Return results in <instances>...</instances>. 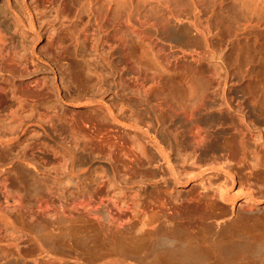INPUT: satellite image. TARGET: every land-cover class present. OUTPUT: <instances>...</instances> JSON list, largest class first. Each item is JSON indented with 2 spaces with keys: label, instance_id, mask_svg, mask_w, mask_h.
<instances>
[{
  "label": "bare ground",
  "instance_id": "obj_1",
  "mask_svg": "<svg viewBox=\"0 0 264 264\" xmlns=\"http://www.w3.org/2000/svg\"><path fill=\"white\" fill-rule=\"evenodd\" d=\"M188 1L193 13L185 20H188L199 34L204 36L211 34V25L214 22L226 27L235 25L242 30L244 39L231 40L226 51L215 56L209 55L210 42L205 37L208 48L201 47L194 50L195 55L191 59L193 62L187 60L188 62L185 63V60L182 61V56L185 58L184 53L181 56L182 59L177 55L179 52H174L175 56L171 55L172 52L169 54L170 45H167L169 52H165L164 42L158 37L159 33L157 34L158 31L161 33L166 30L170 17L182 20L180 14L176 12V7L182 2L181 0H3L0 3V24L13 26L14 33L18 36L19 49L22 51L14 61L5 62L0 66V99L9 96L14 107L10 105L7 117L16 122V127L21 130L19 137L18 135L13 137L15 140L12 141L18 142L21 147L18 146L21 150L19 151L22 156L21 162L15 167L16 171H19L17 172L19 174H16L19 175L20 181L24 178L26 181L31 179L34 183L36 173L41 169L38 166H42L37 165V159L35 160L34 154H31L35 148H38L39 153L43 150L40 147L41 151H39L40 148L36 147L37 137L32 128L39 127L41 123L45 128L46 121L54 125L52 123L57 118L61 119L66 115L62 110L63 117L59 114L56 116L53 112L55 107L51 104L48 107H54L52 110L54 114H50V107L48 108L50 112L46 110L47 104L44 105V103L45 109L41 107L42 110L37 102L45 101L46 98L34 100L32 98L34 92L31 93L32 91L30 92L28 88L14 85L15 77L35 71L41 62L42 66L48 67L53 74L50 83L40 88L42 96L47 94L48 100L52 97L49 96L50 93L52 95L55 93L59 100L64 98L63 89L69 83L70 76H75V80H71L76 82V87L81 92L84 89L87 91L92 89V96L85 93L90 95V98H85L87 97H84L85 94L82 96L79 93L78 100H73L71 103L73 106L86 107L87 115L83 111L82 114L85 113L86 116L77 115L80 117L77 118V113L74 116L73 112H70L69 119L66 120L67 117H65L64 121L68 123L71 120L72 124L76 121L82 122L81 125L84 124L83 127H86L83 131L88 134V138L85 139L86 136L84 139L90 146L94 142L93 137L96 136L97 141L100 134L107 135L103 140L110 143V146L104 143L109 150L103 149L102 152L106 153L101 155L108 159L107 170L110 165L113 174L108 176L109 172H105L106 169L102 170L104 173L97 172L98 175L101 172L98 179L95 178L96 176L93 178L97 179V185L95 182L92 186L98 188L99 184L96 190L107 195L104 193L102 195L108 201L107 207L115 208L113 211L117 209L124 211L128 213L127 215L132 214L131 217L122 216L124 219H120L121 221L118 220L121 217L115 220V216L107 213L108 208L105 209L103 206L102 203L105 205V202H99L96 195L98 191H94L91 186L93 182L84 180L86 195L81 197L83 198L81 205L88 213H92L96 222L105 220L108 228L109 224L106 222L113 224L114 229L111 230L113 236H107L110 233L107 231H110L112 227L107 230L102 229L106 230L107 234L103 231L100 233L101 237L105 233L104 238H110V244L106 242L104 246L99 234L94 235L98 234L96 237L102 241L101 248L109 245V249L101 250L97 243L100 248L98 249L95 242V247L100 251H96V248L94 250L91 234L85 236L87 234L85 233V237L81 239L85 248L81 249L84 248V252L81 253L83 258L80 257L81 254L78 255L82 258L80 259L77 252H73L76 255H71L66 250L55 247L53 238L49 236H36L32 240L24 235L26 242L31 240L33 244L35 243L33 247L25 248L20 246V241L23 240L21 234L7 236L0 232V264H264V239H262L264 215L260 212L261 207L257 206L264 202V198L256 197L253 188L258 181H264V153L261 142L263 135L258 129L256 134L250 132L251 121L264 120V40H259V36H264V0ZM149 25L154 28L153 33L146 31V26ZM173 37L171 41L175 40V35ZM215 57H218L221 63L208 64L210 66L206 68L209 70L206 68L204 70L201 58L214 59ZM220 66H222L221 70ZM57 73H59V79ZM67 77L68 80H66ZM147 82L150 84L147 85ZM241 82L244 84L241 85ZM111 85L114 97L110 96V101L107 102V96L104 97L107 100L105 101L103 95H100L108 91ZM125 87H130L129 89L132 87L131 90L137 94H134L136 98L140 94L143 95L142 98L153 95L154 97H151L160 99L153 105L154 103L151 104L152 102L147 98L146 101L149 102L145 101V104L150 103L152 106L143 107L142 104L141 108L137 106L138 104L136 105V111H140L139 114L141 112L149 114L151 111L155 115V118L151 116L154 122L147 120L146 117L149 116L147 114H145L146 119L140 118L142 115L138 113L136 120L134 116V120L127 117L126 114L131 113L124 114L126 112L124 109L127 108L130 111L131 101L126 102L127 104L123 101L128 107L123 104L122 107L120 106V108L125 107L123 112L122 109L117 111L119 107L116 103L120 101V97L119 101L115 102V95L119 96L120 93L128 90ZM116 88L122 91L116 94ZM155 88L159 91L153 92ZM61 92L64 94L61 95ZM128 93H130L129 90ZM132 93L130 97H133ZM65 95L67 98V94ZM69 95L72 96L73 93ZM97 95L98 97H95ZM241 95H245L246 102L238 99ZM125 96L122 94V97L125 98ZM74 97L77 99L76 95ZM122 100L124 99L121 98V103ZM139 100L144 101L141 98ZM136 101L138 103V98ZM133 108L134 106L131 110ZM25 111L28 112L24 113ZM136 111L134 109L132 112L136 115ZM214 113L219 114L234 126L233 136L238 138L236 139L238 148L235 147L237 150L240 149L237 156L238 163L243 164L244 168L247 165L244 172H240L238 168H235L236 166L227 161L230 155L227 152L212 156L210 160L199 156L197 158V151L208 147V128L200 121L202 114L204 116V114L213 115ZM78 114L81 112L78 111ZM253 114L258 115L259 118H252ZM52 115H55L54 118ZM62 121L56 120V122ZM111 122L132 130L133 134L126 136L128 134L118 133L119 130L117 133L114 132L117 129L109 127ZM39 128L43 130V127ZM222 130L224 127L217 130L219 132L216 136ZM13 138L10 137L9 140ZM106 138H108L107 141ZM9 140L7 138L6 141ZM6 141L4 140V143ZM248 141H251L252 147L246 145H250ZM100 142L101 140L92 145L97 147V152H100L102 148H98ZM88 144H85L86 147L89 146ZM223 146V144L220 145L221 148H225ZM96 147L93 149L95 150ZM248 147H250L249 151H247ZM19 149L16 148L15 151ZM59 154L57 156L60 159ZM189 159L192 165L194 163L198 167L202 163L201 166L207 165L198 175L202 179L205 177L208 183L197 190L186 205H177L168 194L158 189L150 188L152 191H143V182L140 183L143 178L139 172H143L141 175L145 177L152 171V163H155V167L157 166L159 173L163 175L162 182L165 183V187H168L170 182L185 186L192 179L191 176L186 175L187 167L191 166H186V164L189 165L186 162ZM243 165H241L242 168ZM52 167L54 173L59 170L58 168L55 171L54 167L57 166ZM131 172H137L133 175H139L141 180L135 178L136 176L133 177ZM59 173L56 172L57 175ZM89 173L91 174L87 172ZM61 178L58 181L62 180ZM90 178L92 179V176ZM132 180L134 183L139 182L143 188L140 190L137 188L130 197L126 190H131L129 185H132ZM58 181L56 184H53L55 181L53 183L50 181L51 187L57 185ZM7 184L8 176L4 173V180L0 183L1 192L4 194V206L10 203L16 206L20 202L19 194L10 190ZM25 185L29 183L26 182ZM141 185L138 184L139 188ZM150 185L153 186V184ZM141 190L144 193L139 192ZM241 198L243 201L234 210V203ZM224 204H231V209L226 208ZM90 221L87 223L90 224ZM100 224L101 228L104 227L102 223ZM111 237L115 238L111 239ZM111 244L113 248L110 249Z\"/></svg>",
  "mask_w": 264,
  "mask_h": 264
},
{
  "label": "rangeland",
  "instance_id": "obj_2",
  "mask_svg": "<svg viewBox=\"0 0 264 264\" xmlns=\"http://www.w3.org/2000/svg\"><path fill=\"white\" fill-rule=\"evenodd\" d=\"M2 1L3 0H0V3ZM181 1L182 2L179 3V5L176 7V12L180 14L179 16H180V18H182V20L179 21L176 18L170 17L169 18V25H166L167 27H165L166 30H163L161 33H160V31L157 32V34L159 33L158 37L164 42L165 52L168 53L170 50L169 54L172 52L171 55L172 54L174 55L175 54L174 52H176V53L179 52L177 55L180 56V58H181L182 54L184 53L185 58L182 56V58H183V59L181 58L182 61L185 60V63L188 61H191V63H192L193 62L191 60L192 56L195 55L194 50H198L201 47H205V48L209 47V55L213 54L215 56H218L221 53L226 51L227 45L231 40H233L235 38H240L242 40L244 39L242 30L240 28L238 29L235 25H231L229 27H226L225 25L216 24L214 22H212V25H211V30H212L211 34L206 35V36L199 34L197 32V30H195L193 28V26L188 22V20H185L188 15L190 16L193 13V10L189 4V1L188 0H181ZM146 31L149 33H153L154 28L152 27V25L146 26ZM173 35H175V40L171 41V39L174 38ZM166 37H167V39H166ZM205 37H207L209 39V42H210V45L208 47L205 43ZM17 38H18V36L14 33V29H13L12 25L10 26V25L0 24V66L2 64H4L5 62L14 61V59L17 56H19L20 53L22 52L19 49V46L17 43ZM168 39H170V41ZM252 40H253V38H252ZM259 40L263 41L264 36H262V35L259 36ZM166 42H167V44H166ZM168 43H170V44H168ZM167 45L168 46L170 45V46L168 47ZM167 47L169 48V50ZM166 49H167V51H166ZM189 53H194V54H189ZM171 55H169V56H171ZM201 60L203 62L202 64L204 65V66L202 65L204 70L207 66L208 67L210 66L208 64L212 65V64L221 63V61L218 57H215L214 59L201 58ZM36 61H38V60H36ZM206 63H207V65H205ZM42 65L43 64L40 62L39 66L36 67L35 71H33L29 74H25V75L15 77L14 78V85L18 86V87H25V88L30 89L29 91L30 92L32 91L31 93L34 92V94L32 95L33 96L32 98L34 100H37V98H38V100L43 99V98H44L43 100H45V98H46V100H45L46 102L45 101L41 102V100H39V102H37V101L36 102H37V105L39 104L38 106L40 108L44 107V105L47 104V105H45V106H47L46 110H48V108L50 107V106L48 107L49 104H51V106L53 105L55 107V108L54 107L53 108L56 110V112H55V110H53L52 107H50L51 109H49V110L51 112L48 110V112H50V114H52L54 112L56 114V116L59 114L60 116L63 117V114L61 112L63 110V113L66 114L64 116L67 117V119L64 117L66 120L69 119V116L72 112H73L74 116L77 113L76 114L77 118L82 117V115H83L82 113H83V111H85L86 107L73 106V105H71V103H73V100H78L77 95H80L79 93H81L82 96L85 93L91 94L92 89L89 87L90 90L87 91L84 89L85 91L83 90L84 92L82 91L83 92L82 93L79 90V88L76 87L77 84L75 81H73L74 84H72L73 83L72 80L75 78V76H70V78L72 80L69 78L70 79L69 83H70V81L72 83H70V84L68 83L70 86L67 84L68 86L65 85V88L64 89L62 88L64 90L63 92L65 94H67V96L69 98L68 97L65 98L66 95L61 92V95L64 94V98L62 100H59V98L56 96L55 93H53V95H52V93H50L51 95L49 94V96H52V97H50L49 98L50 100H48V95L44 94L45 96H42L43 93L40 90V88L43 87V85L47 86V84L50 83L53 74L50 72L48 67H44ZM211 68H212V66H211ZM221 68H222V66H220L219 69L221 70ZM206 69L209 70V68H206ZM206 72H207V70H206ZM57 75H58L57 76V78H58L59 73H57ZM125 79H126V77H125ZM66 80H68V77L66 78ZM243 82L245 83V81H243ZM243 82H241L240 84L243 85L244 84ZM148 84H150V82L149 83L147 82V85ZM241 85H239V86H241ZM111 87H112V85H111ZM111 87L109 88L110 90L108 89V91L106 90V92L104 94L100 95V96L103 95V100H105V101L108 100L107 102L110 101L109 100L110 96L114 97V95H112V94H114L112 91L113 87H112V89H111ZM89 88H87V89H89ZM125 88L126 89L128 88L130 93H128V90H125ZM125 88L123 89L125 91H123L120 94H119V92H121L122 90H119V88H116V90H117L116 94H119V96L115 95V102H118L119 97H120V101L118 103H116V106L119 107V108H117L118 109L117 111H120L119 109H122V112H123V109L126 106L128 107V105H126V104L131 101L133 103V105H132V103L131 104L129 103L130 104L129 105L130 111L127 108L124 109V111H126V112H124V114L131 113L130 115L126 114L127 117H130V119H132V120H134L133 118L135 117V120H136V117L138 115H142V116H140V118H142V119L148 118L147 120L153 121L154 120L153 118H155V115H153L151 111H150L151 113L149 112V114L142 113V112H141V114H139L140 111L137 109L139 111V112H137L136 107L137 106L141 107L142 104H143L142 105L143 107L152 106V105H150V103H147L148 105L145 103L150 101V102H152L151 104L154 103L153 105H155L156 100L159 101L160 99L153 98L154 97L153 95L144 96V98H142L143 95L141 96L140 94H138V96H140V98L142 100L144 99V101H142L143 102L142 103L141 100H139L140 98L137 96V98H138V103H137V101H136L137 98L135 96L137 94L134 93L133 90H131L132 87H131V89H129L130 87H125ZM237 88H239V87H237ZM76 91L77 92L79 91V92L77 93ZM89 91H91V92H89ZM132 91H133V93H132ZM156 91H159V89L155 88V90L153 92H156ZM39 92H41V94ZM72 93H73V95H72ZM131 93L133 94L132 95L133 97H130ZM37 94L39 95V97H37L38 96ZM69 94H71L72 96H70ZM88 94H85L84 97L87 96L85 98H90L92 96V94H91V96ZM122 94L126 95L125 98L122 97ZM75 95H76L77 99L74 97ZM127 95H128V98H127ZM245 95H241V98H238V97L237 98L246 102ZM34 96H36L35 97L36 99L34 98ZM151 96H153V97H151ZM242 96H244L243 99H242ZM8 97L0 99V115H1L0 116V183L4 180V173H6L8 176V184L7 185L10 186V187L8 186L10 188V190H14L19 194L18 196H19L20 202L18 203L19 206L18 205H16V206L12 205L11 203L9 205L4 206V194L1 192V189H0V232L1 233L3 232L4 235L7 234V236H8V234L9 235H15V234L20 235L21 234L22 237L25 235V236H27V239L29 237V239L32 238V240H34L33 238H35L36 236H49V237L53 238L55 247H57L59 249L66 250L71 255L77 254V256L84 252L85 244L81 243V241H82L81 239H83V237H85L88 234H91L90 236H91V238H93L91 241L93 242V240H94V243H91L92 246L94 247L93 248L94 250L96 248L95 246L97 245V243H98V245H100V248H101L102 244H104V246H106L107 243H109V242L111 243L110 238L105 237V238L109 239V240H106L104 238V235H106L107 232H110L109 233L110 235L108 234L107 236H113L114 235V234L111 235V233H113V232H111V230L114 229L113 224H111V222L110 223L106 222L107 224H109L108 225L109 228L112 227V229H109L105 224V220H102V222L99 221L100 223H102V225H104V227L101 228L100 227L101 224L99 222H96V219L93 218L92 213H90V212L88 213L87 210H85L86 208H84L81 205L82 204L81 200H83V198H81V197H84L86 195V191H85L86 181L89 180L91 183L93 182L91 184V186L94 185V183L98 179L97 177H99L100 173L103 172L104 169H106L105 172L106 171L109 172V174L107 172L108 176L113 174V173H111L113 171H112V168L110 165H109V169L107 170L108 164H109L108 159L105 158L104 155H101V154L106 153L104 151L102 152L103 149L105 150V148H106V150L107 149L109 150V147L107 148L106 146H108V145L110 146V143L108 144L105 142V140H103V138L107 137V135L100 134L99 135L100 138H98L97 141L95 139L96 136H95V138L94 137L92 138L94 142H98V143L101 140L100 145H98V143H96V145L99 146L98 148L102 147L100 149V152H97V147L95 145H94V147L92 146L93 144H95L94 142L91 143L92 147L90 146V144H88L87 141H86L87 143L85 142V139L88 138V136H87L88 134L85 133L86 131H83V130H85L86 127L85 126L83 127L84 124L81 125L82 122L80 123V121H76V122L72 121L76 125V127H75V125L71 123V120L68 121V123H67L66 121H64L65 120L64 118H61V119L55 118L58 121H60V120L62 121V119H63V121L62 122H56V120H55L54 123H52L54 125H51L50 122L48 123L46 121L47 124L45 122V128L41 123L39 127H43V130H45V131H43L42 128H39L38 126H34V127L32 126L33 128L32 127L31 128L33 129V132H34V134H36L35 137H37L35 139V142H36L35 145H36V147L37 146L39 148L41 147L43 149L42 151L44 153H42L41 148L39 150V151H41L40 153L37 152L38 148L37 149L35 148L36 151L34 149V152L31 154H34L35 160L36 159L38 160V161L36 160V162H38L37 165L39 164V165H42L43 167L38 166L41 169L39 172L36 173V176H35L36 178L34 177L36 180H33L34 183L31 182V179H27L28 181H26V179L24 180V178H21L22 181H20L19 175L17 176V174H19L17 172H19V171L18 170L16 171L15 167H17L18 163L21 162L22 156H21V152H19L21 150L19 149L20 146H19L18 142L14 143L12 141L15 140L13 137H16L17 135L19 137L21 130L18 129L19 127L18 128L16 127V124H15L16 122L14 123V121L9 120V118L7 117V112L10 109L9 108L10 105H11V107L13 106V102ZM40 97H42V98H40ZM70 97H72V99H70ZM95 97H98V95ZM104 97H106V99L107 98L108 99L106 100ZM121 98L124 99V100H122V103H121ZM135 98H136V100H135ZM147 98L149 101L148 100L146 101ZM67 99H69V101ZM123 101H125V103L126 102L127 103L124 104ZM135 101H136V103L134 105ZM40 103H42V104H40ZM43 103H44V105H43ZM123 104H124V106L125 105L126 106L123 108H120V106L122 107ZM131 105L134 106V108L132 110H131V108H132ZM44 109H45V107H44ZM134 109L136 111L135 112L136 115L132 112ZM52 110H53V112H52ZM78 111H79V113L81 112V114H78ZM26 112H28V111H25L24 113H26ZM87 112H86V115H87ZM137 113H138V115H137ZM73 114L71 116H73ZM145 114H147L149 116H147L145 118ZM77 115H79L80 117H78ZM84 115H85V113H84ZM84 115H83V117H84ZM54 116L55 115H52L53 118H54ZM151 116H154V117L151 118ZM251 117L252 118H259V116L255 115V114H253ZM140 118H137V119H140ZM202 118H203V120H202ZM202 118L200 120L201 123L203 124V126H205V127L207 126V128H208L209 137H208V141H207L208 145L207 144L206 145L209 148L207 147L208 148L207 149L205 147V148L199 149L198 151L195 150V151H197V154H198V155L195 154V155H197V158L203 157L206 160H210L212 156H217L218 154H220L222 152H227V153H230V155L228 157L229 159H227V161L229 163L233 164L234 166H236L235 168H238L240 172H244L245 169H247V165H246V168H244L245 166L243 164L238 163L237 156L239 154L238 151L240 149L237 150L238 147L236 146L238 138L233 136L234 126L230 125L226 120H224L222 118V116H220L217 113H214L213 115L212 114H204V116L202 114ZM8 120H9V122H8ZM5 121H7V122H5ZM207 121L209 123H206ZM77 122H78V124H77ZM251 122L252 123L250 125L251 126L250 132H253L256 134V130L258 129L259 132L261 131L260 134H262L264 136V120H262L261 122L257 121V120L251 121ZM58 123H60V124H58ZM43 124H44V122H43ZM110 126H112V127H110ZM81 127H83L84 129ZM109 127L111 129H113V127H114L115 128L114 130L117 129L116 131L113 130L116 133L119 130L118 133H120V134H124V135L128 134L126 136H129V135L131 136L133 134L132 130H130L126 127H122V125H119V124L114 123V122H111L109 124ZM221 127H224V130H222L221 133L218 136H216V134L219 132L217 130ZM52 128H54V129H52ZM35 132H37V133H35ZM123 132H126V133H123ZM10 137L13 138L11 141L9 140ZM97 137H98V135H97ZM262 137H261V142L263 143L262 144L263 145L262 150L264 153V137L263 138ZM4 138H6V139H4ZM7 138L9 141H6ZM4 140L6 141L5 143H4ZM107 140H108V138H106V141ZM102 141H103V144L104 143L106 144V146H105V144L104 145L102 144ZM248 142H246V143H248ZM85 144H88L90 147L88 145H87L88 147H86ZM209 144H211L210 145L211 148H210ZM221 144H223L224 145L223 147H225V148H221L220 147ZM16 145H17V147H16ZM84 145H85V147H84ZM246 145L252 147L251 143H250V145L249 144H246ZM95 147H96L95 150L97 153L94 152L95 150L93 148H95ZM250 147H248L247 151L250 150L249 149ZM10 148H12V150ZM16 148L19 149V150H16L19 153L18 152L16 153V151H15ZM226 149H229V150H226ZM89 150H91L92 152ZM54 153L56 156L54 155ZM57 153L63 154V156L61 154H59V157L61 156V158L63 159V157L65 156L64 159L60 160L61 158L60 159L58 158ZM19 154H20V156H19ZM247 154L249 155V152H247ZM53 157H57L60 161L58 159L53 158ZM103 158H105V159L103 160ZM197 158H194V159H197ZM57 160L59 161V163H57L58 162ZM222 160L226 161V159H222ZM55 161H57V162H55ZM105 162L107 163V166H106ZM186 162L189 164V165L186 164V166H190V165L192 166V167L190 166L191 169H190V167H187L188 169L186 168L187 169L186 175L191 176L192 179L185 186H182V185L177 184V183L172 184L170 182L171 180H169V182H170L169 186L165 187V183L162 182L163 175L161 173H159L160 170L157 166H156L157 170L155 169L156 168L154 165L155 163L154 164L152 163V165H153L152 167L154 169V170L152 169V171H151L152 173L150 172V173H148L149 175L148 174L145 175V177L147 176L146 179H145L144 175H141V173H143V172H139V175L141 176V178H143V180L145 179L144 181L140 179L138 174H137L138 176L133 175V174H136L137 172L136 173L131 172V174L133 177L136 176L135 178H139V180H141V182H140L138 179L133 178L135 181H139L140 183L143 182L142 183V185L144 187L143 191H152L150 188H152L153 190L158 189V190L162 191L164 194H168L170 196L171 200L173 202H175L177 205L184 206L188 202H190V200L192 199V196L194 195V193L197 190L202 189L208 183L207 180H205V177H203V179H204L203 180L201 178V176L198 175V174H200V172H202L204 170V168H206V166H207L206 164L204 166H201L203 163L202 164L199 163L200 167H198V166H196L195 163L192 165L191 159H189ZM194 162H195V160H194ZM241 165H243L244 169L241 167ZM52 166H57V167H54L55 171H56V169L59 168V170L56 171L58 173L61 169H63V170H62V172L59 173V175H57L56 172L55 173L53 172L54 169ZM45 167L47 170L45 169ZM100 167H103V169L102 168L100 169ZM42 168L45 170H43ZM48 168L49 169L51 168V170H48ZM46 171H48V172H46ZM63 171H65V172H63ZM99 171H101V172L98 175L97 172H99ZM50 172L52 175L49 174ZM87 172H91V174L90 173L87 174ZM153 172H155V173L153 174ZM61 173H62V176H61ZM65 173H67V174H65ZM53 174L54 175L56 174L55 177ZM107 174L105 173V175H107ZM85 175H88L90 177L92 176V179L90 177L88 178V176L85 177ZM202 175L204 176V174H202ZM15 176H16L17 180H19L21 183L19 181L17 182ZM50 176H52L53 178H51ZM57 176H59L60 178L62 177L61 178L62 180L58 181L60 178L59 177H58L59 179L56 178ZM132 176H131V179H132ZM94 177L97 179L94 180L93 179ZM51 179H53L55 181V183H53L54 181ZM42 180H44V181L42 182ZM84 180H86V181L84 182ZM134 180H132L133 181L132 185L131 184L129 185V187H130L129 189H131V190H128V189L126 190L127 195L130 197L134 194V192H136L137 188H138L137 190H140L143 188L142 185L139 182H137L139 185H141V188H139L140 186H138L137 183H134ZM35 181H36V183H35ZM50 181L53 184H56V181H58V182H57V185H52L53 187H51ZM26 182H28L29 185H25ZM46 182L48 183V185ZM147 183H149V184H147ZM150 184H153V186ZM95 185H97V182ZM149 185H150V187H149ZM82 187H83V190H82ZM92 187L94 188V186H92ZM95 187L96 188H94V191H98L96 189L99 188V184H98V188H97V186H95ZM253 188H254L256 197L264 198V181L263 180L258 181ZM83 192H85V194ZM139 192H142V190ZM96 193H97L96 195H98V199L100 200V201L99 200H97V201H99L100 203L103 201L105 202V205H104V203H102L103 206L105 207V209L108 208V209H106V210H108L107 213L115 216L114 217L115 220L118 219L119 217H121L118 219L119 221H121L122 219H124L123 218L124 215L126 217V215L128 213H124V211H121V210L118 211V209L116 211L115 210L113 211V209H115V208L107 207L108 201L105 199V196H102L104 192L101 191V193H100V190H99ZM142 193H144V192H142ZM100 194H101V197H100ZM104 195H106V194L104 193ZM100 198H102V199H100ZM107 199H108V197H107ZM242 201H243L242 198L238 199L234 203L233 209L235 210L238 207L239 203ZM129 205H131V203ZM93 206L94 207L96 206L95 203ZM224 206L226 208H229V210L231 209V204L230 205L224 204ZM257 206L261 207L260 212L262 215H264V202L261 204H258ZM110 210H112V212ZM217 211H220V210H217ZM121 212H123V213H121ZM111 215H109V216H111ZM131 215L132 214L127 215V217H129V216L131 217ZM88 216H90V217H88ZM89 218L91 219V221ZM86 220H88V221H86ZM89 221H90V224L87 223ZM103 222H104V224H103ZM102 229L103 230L109 229L110 231L105 232L106 230L103 231ZM102 231L106 233V234L104 233L103 237H101L102 234L100 236V233H103ZM85 233H87V234H85ZM92 233H93V235H92ZM95 233L99 234L100 237L99 236L98 237L100 238V240L102 239V241L104 243L102 241L98 240L99 238L96 237L98 234L96 236H94ZM84 234H85V236H84ZM24 237H23V240L20 241V246H24L25 248L33 247L35 243L33 244V241H31V240L26 242L27 239ZM113 238H115V237H111V239H113ZM24 239H26V240L24 241ZM95 239H96V241H95ZM262 239H264V235L262 236ZM114 241H115V239L112 241L113 245L115 244ZM95 242H96V245H95ZM101 242H102V244H101ZM82 244H83V246H82ZM112 244L110 245V249L113 248ZM98 245H97V248L100 249ZM108 246L106 247L107 249L101 248V250L102 249L108 250L109 249ZM82 247H84L83 250H81ZM97 248H96V251H100V250H97ZM103 251H105V250H103ZM73 252H75V253L77 252V253L75 254ZM81 255H80V257L83 258V255L82 256ZM82 258H80V259H82Z\"/></svg>",
  "mask_w": 264,
  "mask_h": 264
}]
</instances>
